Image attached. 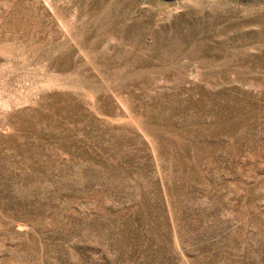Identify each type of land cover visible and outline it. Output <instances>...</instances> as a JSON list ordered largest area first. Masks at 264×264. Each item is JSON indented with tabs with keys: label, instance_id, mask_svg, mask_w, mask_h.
Instances as JSON below:
<instances>
[{
	"label": "rangeland",
	"instance_id": "obj_1",
	"mask_svg": "<svg viewBox=\"0 0 264 264\" xmlns=\"http://www.w3.org/2000/svg\"><path fill=\"white\" fill-rule=\"evenodd\" d=\"M0 264H264V0H0Z\"/></svg>",
	"mask_w": 264,
	"mask_h": 264
}]
</instances>
